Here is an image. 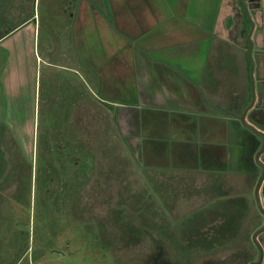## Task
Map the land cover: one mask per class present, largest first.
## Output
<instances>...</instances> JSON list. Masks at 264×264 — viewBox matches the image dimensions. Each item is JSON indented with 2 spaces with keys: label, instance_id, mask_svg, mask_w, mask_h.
Wrapping results in <instances>:
<instances>
[{
  "label": "crops",
  "instance_id": "obj_1",
  "mask_svg": "<svg viewBox=\"0 0 264 264\" xmlns=\"http://www.w3.org/2000/svg\"><path fill=\"white\" fill-rule=\"evenodd\" d=\"M37 1L0 0V142L33 152L42 80L49 79L36 6L60 10L76 44L128 46L97 71L106 74V94L125 96L116 122L139 166L183 174L185 190H200L186 204L203 210L237 195L254 232L264 216L255 209L263 140L241 114L247 108L245 121L264 133V0L248 9L251 72L240 0H103V8L99 0ZM128 36L135 45L123 42Z\"/></svg>",
  "mask_w": 264,
  "mask_h": 264
},
{
  "label": "rangeland",
  "instance_id": "obj_2",
  "mask_svg": "<svg viewBox=\"0 0 264 264\" xmlns=\"http://www.w3.org/2000/svg\"><path fill=\"white\" fill-rule=\"evenodd\" d=\"M98 3L103 8V0ZM36 7L49 79L42 80L46 89L35 112L33 152L11 139L0 142V264H152L155 259L189 264L203 256L199 247L213 238L223 252L259 250L254 232L248 240L250 222L237 195L206 206L197 217L208 221L210 232L198 231L196 246L182 244L183 230L189 228L191 235L190 228L201 229L202 223L176 217L185 208L173 174L158 176L139 168L116 122L125 96L106 94V74L97 71L107 55L113 58L128 46L115 41L105 50L99 42L76 44L60 10L47 13ZM134 39L123 42L135 45ZM255 209L260 211L257 203ZM261 218L258 229L264 225ZM263 236H257L262 246ZM155 237L165 250H152Z\"/></svg>",
  "mask_w": 264,
  "mask_h": 264
},
{
  "label": "flooded vegetation",
  "instance_id": "obj_3",
  "mask_svg": "<svg viewBox=\"0 0 264 264\" xmlns=\"http://www.w3.org/2000/svg\"><path fill=\"white\" fill-rule=\"evenodd\" d=\"M105 106V104H107L106 101L104 100H101ZM140 169H142L143 171H148L149 173H154L155 175H162V174H165L167 172H160V171H150V169H145L143 167H140ZM169 174H173V176L175 177L176 180H179V194H180V198L181 200L183 199V208H185V211L184 213H182L180 216H176L177 218L179 217H185L186 221H184L185 223L186 222H190V223H202V227L201 229H191V235L190 233L188 234V229L187 228L186 230L184 229L183 230V242L182 244H186V245H197L198 244V231L201 232L202 234H204L203 232V228H205V233L206 232H210L209 230H207V225L206 222H208L206 219H199L197 216L199 215V213H202L203 212V208H201V206L199 205H196V206H191L189 204H186V201L185 199L186 198H189V195L193 194V195H199L200 194V190H197L196 191H187L185 190V184H183V174L181 173H169ZM162 203H167V201H161ZM159 203V202H158ZM173 204V203H172ZM174 205V204H173ZM169 207H173L172 205H170ZM171 209H167L165 212L166 213H170ZM171 216V215H170ZM202 216V215H200ZM165 217V216H164ZM173 217V216H171ZM189 217H197L196 219L194 220H191L189 219ZM171 219L170 218V221L168 220V222H171ZM264 226V225H263ZM261 226V227H263ZM259 228V227H258ZM257 228V229H258ZM256 230H254L255 232ZM164 232V231H163ZM251 231H248L247 233V236H248V240L251 239V234L250 233ZM253 232V231H252ZM151 238V237H150ZM190 238H192V241L190 240ZM199 239L200 241H202V238L199 236ZM151 240V239H150ZM175 242H179V241H176ZM203 242V241H202ZM151 243H152V250H165L164 248L161 247V244H160V240H159V237H155V238H152L151 240ZM209 243V244H207ZM201 244V243H200ZM205 245V246H203ZM199 247L200 249V253H202V251H204V254L203 256H199L198 260L196 262L193 263H189V264H234V263H238V264H250V263H253V262H257L261 256V260L259 261L258 264H264V247L261 245V248H262V252L260 254V250H255L254 248L252 250L248 249L247 247L245 248L246 250H227L226 252H223V248L221 247H215L214 246V238L213 239H207V241ZM208 246H211V247H208ZM186 249L185 250H190V246H186L185 247ZM207 248V249H206ZM217 250H221L219 252L216 253ZM190 253H191V250H190ZM199 253V254H200ZM222 253V254H220ZM198 254V255H199ZM216 254V256H215ZM218 254H219V257H218ZM159 257V256H158ZM216 257V258H215ZM150 264V263H149ZM152 264H159L158 260L155 259V263L152 262Z\"/></svg>",
  "mask_w": 264,
  "mask_h": 264
},
{
  "label": "water",
  "instance_id": "obj_4",
  "mask_svg": "<svg viewBox=\"0 0 264 264\" xmlns=\"http://www.w3.org/2000/svg\"><path fill=\"white\" fill-rule=\"evenodd\" d=\"M240 2L242 4V6L244 8V11H245V14H246V19L244 21V24H246L247 22L250 24V31H249L248 36H247V38H248L247 57H248V60H249V63H250V72H251L252 71V60H251V45H252V41L249 38V36L251 34V30L253 29V21H252L250 15H249L248 9L251 8V7L258 6V0H240ZM253 98H254V96H253ZM246 110H247V108L241 114V122L246 127H248L250 130H252L256 134L261 136V138L263 140V143H262V146H261L260 150L255 155V159L257 160V162L259 163V165L261 167L260 176H259V179H258L257 184L255 186V196H256L257 206L260 208V210L262 212H264L263 207L261 205V200L264 199V165L259 161V154L261 153V151L264 148V133L262 131L258 130L257 128H255L254 126L248 124L245 121ZM263 230H264V226L262 228L256 230L253 233V235H252L254 242L256 243V245L258 246V248L260 250V254L262 252V248H261V245L259 244V242L257 240V234L260 233ZM260 260H261V256H260V258H259V260L257 262H253V263H250V264H258Z\"/></svg>",
  "mask_w": 264,
  "mask_h": 264
}]
</instances>
